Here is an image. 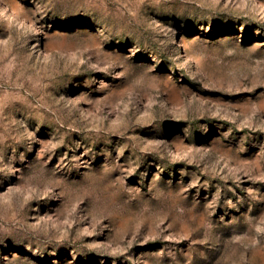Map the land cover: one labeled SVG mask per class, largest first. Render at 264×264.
<instances>
[{
	"label": "rangeland",
	"instance_id": "374dc122",
	"mask_svg": "<svg viewBox=\"0 0 264 264\" xmlns=\"http://www.w3.org/2000/svg\"><path fill=\"white\" fill-rule=\"evenodd\" d=\"M0 264H264V0H0Z\"/></svg>",
	"mask_w": 264,
	"mask_h": 264
}]
</instances>
